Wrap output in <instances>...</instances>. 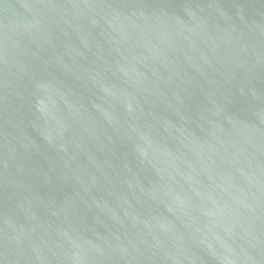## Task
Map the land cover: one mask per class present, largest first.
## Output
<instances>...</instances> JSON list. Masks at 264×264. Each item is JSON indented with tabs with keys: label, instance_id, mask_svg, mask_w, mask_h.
Listing matches in <instances>:
<instances>
[{
	"label": "water",
	"instance_id": "95a60500",
	"mask_svg": "<svg viewBox=\"0 0 264 264\" xmlns=\"http://www.w3.org/2000/svg\"><path fill=\"white\" fill-rule=\"evenodd\" d=\"M0 264H264V0H0Z\"/></svg>",
	"mask_w": 264,
	"mask_h": 264
}]
</instances>
